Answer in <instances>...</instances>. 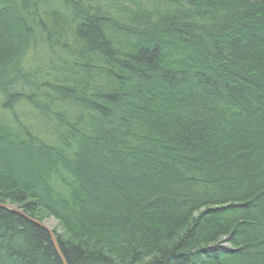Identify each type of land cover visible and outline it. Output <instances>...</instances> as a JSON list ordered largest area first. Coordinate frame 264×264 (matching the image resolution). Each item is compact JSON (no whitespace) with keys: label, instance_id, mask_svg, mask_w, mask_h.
Returning a JSON list of instances; mask_svg holds the SVG:
<instances>
[{"label":"trees","instance_id":"16d2710c","mask_svg":"<svg viewBox=\"0 0 264 264\" xmlns=\"http://www.w3.org/2000/svg\"><path fill=\"white\" fill-rule=\"evenodd\" d=\"M0 204L66 264H264V0H0ZM62 257L0 208V264Z\"/></svg>","mask_w":264,"mask_h":264},{"label":"water","instance_id":"95a60500","mask_svg":"<svg viewBox=\"0 0 264 264\" xmlns=\"http://www.w3.org/2000/svg\"><path fill=\"white\" fill-rule=\"evenodd\" d=\"M0 208H4V209H7V210H11L12 212L16 213L17 215L25 218L26 220L30 221L31 223H33L34 225H37L38 227L44 229L46 232H48V234L50 235L51 237V240H52V244L53 246L55 247L57 253L62 257V254H61V250L59 248V245H58V241H57V238H56V235L55 233L50 229L49 226H47L45 223H42L41 221L37 220V219H33L31 218L29 215L25 214L24 211H22L21 209H19L18 207L16 206H12V205H4V204H0ZM63 259V257H62ZM63 263L66 264V261L63 259Z\"/></svg>","mask_w":264,"mask_h":264},{"label":"rangeland","instance_id":"374dc122","mask_svg":"<svg viewBox=\"0 0 264 264\" xmlns=\"http://www.w3.org/2000/svg\"><path fill=\"white\" fill-rule=\"evenodd\" d=\"M40 221V220H39ZM42 223H45L47 226L50 227V229L54 232L55 228H57V225L55 222H53L52 219H44ZM58 224V223H57Z\"/></svg>","mask_w":264,"mask_h":264},{"label":"bare ground","instance_id":"6f19581e","mask_svg":"<svg viewBox=\"0 0 264 264\" xmlns=\"http://www.w3.org/2000/svg\"><path fill=\"white\" fill-rule=\"evenodd\" d=\"M53 222H55L54 220H53ZM56 223V222H55Z\"/></svg>","mask_w":264,"mask_h":264}]
</instances>
